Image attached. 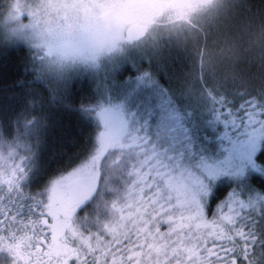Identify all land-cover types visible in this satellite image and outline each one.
Segmentation results:
<instances>
[{"label": "snow or ice", "instance_id": "obj_1", "mask_svg": "<svg viewBox=\"0 0 264 264\" xmlns=\"http://www.w3.org/2000/svg\"><path fill=\"white\" fill-rule=\"evenodd\" d=\"M64 27L75 38L54 61L30 52L0 112L19 156L0 167V264H264V84L178 72L164 31L134 21ZM54 111L74 150L40 167Z\"/></svg>", "mask_w": 264, "mask_h": 264}, {"label": "trees", "instance_id": "obj_2", "mask_svg": "<svg viewBox=\"0 0 264 264\" xmlns=\"http://www.w3.org/2000/svg\"><path fill=\"white\" fill-rule=\"evenodd\" d=\"M217 5V13L199 18L193 28L183 32L166 31V41L180 56L176 62L177 71L196 75L203 71L209 80L226 79L231 83L235 79L260 87L264 84V0H219ZM255 42L257 45L253 46ZM64 47L36 50L26 42L8 44L0 37V52L8 53L6 58L0 56V112L11 116L18 108L16 93L19 89L10 85L13 80L23 78L24 63L30 52L54 61ZM74 125L72 117L54 111L52 126L34 164L54 165L58 150L73 151L68 140ZM35 187L33 184L32 188Z\"/></svg>", "mask_w": 264, "mask_h": 264}, {"label": "rangeland", "instance_id": "obj_3", "mask_svg": "<svg viewBox=\"0 0 264 264\" xmlns=\"http://www.w3.org/2000/svg\"><path fill=\"white\" fill-rule=\"evenodd\" d=\"M106 2L110 0H1L0 37L8 44L26 42L36 50L51 51L67 46L75 38L74 33L65 29V24L99 16L112 21H134L144 30L183 32L193 28L199 18L217 13L219 0H151L155 6L148 8L98 7ZM9 151L8 143L0 144V167L6 168L9 160L19 159V156L9 157ZM18 152L26 155L23 148Z\"/></svg>", "mask_w": 264, "mask_h": 264}]
</instances>
